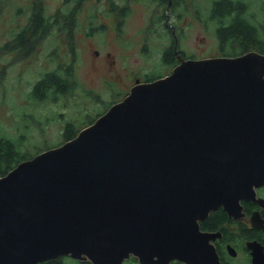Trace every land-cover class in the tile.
<instances>
[{
    "label": "water",
    "instance_id": "95a60500",
    "mask_svg": "<svg viewBox=\"0 0 264 264\" xmlns=\"http://www.w3.org/2000/svg\"><path fill=\"white\" fill-rule=\"evenodd\" d=\"M261 185L264 52L182 58L0 175V264L193 261L209 247L200 220L221 206L234 215Z\"/></svg>",
    "mask_w": 264,
    "mask_h": 264
},
{
    "label": "rangeland",
    "instance_id": "374dc122",
    "mask_svg": "<svg viewBox=\"0 0 264 264\" xmlns=\"http://www.w3.org/2000/svg\"><path fill=\"white\" fill-rule=\"evenodd\" d=\"M50 1L52 4L58 2ZM246 1L248 3L246 13L250 20L256 26L258 23L264 24V0ZM111 2V0L81 2L82 9L77 13L76 22L55 23L50 38L43 42L41 38L33 55L40 70L45 63L50 67H56L63 61L58 55L63 54L64 62L70 63L71 71H75L78 84L100 90L105 96L103 100L82 93L79 86L76 88V94L71 97H50L45 101L15 93L7 99L10 103L9 108L5 107L4 97L0 96V138L4 136L22 142L21 150L33 154L60 145L66 142V136H63L65 121H70L66 130L73 133L90 124L93 118L104 113L114 101L123 99L124 97L115 92L124 89L126 92L138 74L145 77L148 73L152 75L153 72L160 74L172 70L178 59L177 55L171 61L165 60L164 65H161L165 59V51L172 44L170 45V36L163 29L166 19L157 20L159 7L139 5L135 0H131L132 7H127L122 0H117L115 4ZM202 2L204 6L207 5L206 0ZM181 7L182 14L176 19L183 26L184 32L179 49L183 44L188 52L184 53L188 55L194 53L195 58L230 54L232 50L230 47H226V52L218 49L219 38L215 32L209 31L210 36L204 38L208 27L206 26L205 30L202 25L203 11L200 8L196 12L197 20L193 23L190 20L192 6L187 5V0H184ZM25 11H28V8ZM21 13L23 9L17 0H0L2 77L6 75L7 67L11 70L17 61L23 65L27 64L25 52L15 48L13 37L17 26L25 27L28 23L9 22L3 25L2 22L8 15L18 16ZM67 27L65 37L59 28ZM5 41H8L6 46ZM109 52L111 54H108ZM178 53L180 54V50ZM36 75L37 72L30 78L33 79ZM105 78L114 79L115 87L104 85ZM16 124L21 126L20 131L15 130Z\"/></svg>",
    "mask_w": 264,
    "mask_h": 264
},
{
    "label": "flooded vegetation",
    "instance_id": "af4514ba",
    "mask_svg": "<svg viewBox=\"0 0 264 264\" xmlns=\"http://www.w3.org/2000/svg\"><path fill=\"white\" fill-rule=\"evenodd\" d=\"M85 1L86 0H58L56 4H52L50 0H17L18 4L23 9V13L18 16L8 15L3 18V25L9 22L18 23L24 21L28 23L25 27H20V30L16 31L13 37L15 48L20 52H25L27 64L23 65L21 62L17 61L11 70H8L7 67L4 77L0 75V96L4 97V105L6 108H9L10 104L7 102V99H10L9 97H12L15 93H20L23 97H35L34 94L36 90H44L42 92L43 97H71L76 94V88L78 86L80 91L88 94L89 97L103 100L105 96L100 90L78 84L76 73L75 71H71L70 63L64 62L63 54L58 55V58L63 61L59 62L56 67H50L45 63L40 70H38L37 62L33 58L36 48L39 46L36 33L40 30L41 38L43 39L41 42H43L50 38L55 23H75L77 20V13L82 9V4L80 3ZM111 1L113 4L117 3V0ZM122 1L127 7H132L131 0ZM135 1H137L139 5H154L159 7L157 20L166 19V24L165 27L163 26V29L165 33L170 36V45L172 44V46L165 51V59L161 62L162 66L165 60L171 61L176 55L179 61L177 59L173 68L182 58L195 57L194 53L190 54L193 56L187 54L188 52L183 47V44L180 46V49L178 48L184 36V32L183 26L180 25L176 19L182 14L181 6L184 4V0ZM218 1L219 0H206L207 5L204 6L202 0H187V5L192 6V19L190 20L193 23L197 20L196 12L198 8H200L203 11L201 17L202 25L205 30L206 26L208 27L204 38L210 36L209 31H213L219 38L218 49L220 51L226 52V47H230L232 49L230 53H244L245 50L239 46L240 44L235 46V43L241 40L240 35L244 33V29L241 30L242 27L238 28V26L245 27V23H247L245 18L246 7H242L239 3L236 4L238 6L234 4L236 2L247 1L225 0V2L222 3ZM27 8L28 11H25ZM224 13H226L227 16ZM33 21H38L40 24L35 26L34 40L29 41L26 37ZM245 28H247V26ZM67 29L68 27L59 28V31L64 33V36L67 37ZM222 37H226L229 40L222 41ZM51 43L53 44V41H51ZM7 44L8 41H5L4 46ZM179 50L181 55L178 53ZM184 51L187 53H184ZM190 53H192V51ZM108 54L111 53L109 52ZM156 69H158V66ZM172 70L160 74L153 72L152 75L154 76L150 75V73L145 75V77L138 76V74L126 92L124 89L121 91L117 90L115 93L121 95V97H125L134 84L157 79L171 73ZM36 72L37 75L33 79L30 78V76L35 75ZM49 73H53L55 76L45 80L48 87L45 89L38 88V81L46 77ZM70 75H74V77H69ZM103 84L113 88L115 87V80L112 78H105L103 79ZM60 114L64 115V113ZM69 122L70 121L64 122L65 132ZM20 129L21 126L16 124L15 130L20 131ZM64 135L63 132V136ZM69 139L65 140L67 141ZM256 198L264 200V185L256 188ZM257 199L242 200L241 211L237 216H235V214H229V212L221 206L216 210H212L204 220H200V230L205 236L209 237V247L207 253L198 255L193 261L192 259L179 257L162 261L158 260L157 256H155L153 260L146 261L142 259L143 257L141 258L139 254L131 252L120 264H264V204L260 203ZM199 257L201 259H199ZM37 264L102 263L96 262L92 257L86 254L73 255L71 253H63L55 257L41 260Z\"/></svg>",
    "mask_w": 264,
    "mask_h": 264
},
{
    "label": "trees",
    "instance_id": "16d2710c",
    "mask_svg": "<svg viewBox=\"0 0 264 264\" xmlns=\"http://www.w3.org/2000/svg\"><path fill=\"white\" fill-rule=\"evenodd\" d=\"M218 2L222 3V2H225V0H219ZM238 3L241 4L242 7H244V8L246 7L245 10L247 9V7H248L247 2H244V1L236 2L234 5H236ZM236 6H238V5H236ZM224 14L226 15V13H224ZM245 18L247 21V23H245V27L247 26V28H245L244 26H238V28L242 27L241 30L244 29V33L240 35L241 40L236 42L235 46L240 44L239 46L243 50H245V52L248 50H256V51L264 52V24L258 23L256 26L254 24V22L250 21L249 15L247 13H246ZM38 24H40V23H38V21L37 22L33 21L31 23V27L29 28L28 34L26 37V38H28L29 41L34 40L35 26ZM259 26H260L261 30L258 29ZM255 29H256V32H255ZM16 30L18 31V30H20V28L17 26ZM26 31H25V33H26ZM36 35H37V41H39L41 38L40 30L36 33ZM23 37H24V35H23ZM227 40H229V39L226 37H222V41H227ZM240 53H243V52H240ZM224 54L227 55V53H224ZM236 54H238V53H230L229 55H236ZM52 76H55V75L53 73L47 74L46 77H44L43 79L38 81L37 87L41 88V89H45L46 87H48V84L45 83V80L52 77ZM69 77H74V75H70ZM43 91L44 90H36V93L34 94L35 97H33V98H36V100L37 99H39V100L41 99L44 101L48 100L50 97H43L42 96ZM114 102H116V101H114ZM93 119L91 120V122H93ZM79 129L76 131L72 130L73 133H69L68 130H66V132H65L66 139L74 137L78 133ZM22 146H23L22 142H18L16 140L9 139L6 137L0 138V175L6 174L19 161L26 159V158H30L34 155L33 153H30L29 151H22L21 150Z\"/></svg>",
    "mask_w": 264,
    "mask_h": 264
},
{
    "label": "bare ground",
    "instance_id": "6f19581e",
    "mask_svg": "<svg viewBox=\"0 0 264 264\" xmlns=\"http://www.w3.org/2000/svg\"><path fill=\"white\" fill-rule=\"evenodd\" d=\"M154 119L156 120V118H154ZM154 122L156 123V122H158V121H154ZM105 194H106V192H105ZM116 195H117V194H116ZM107 198H108L110 201H114V200H115V197H114L113 194H108V195H107ZM105 199H106V198H105ZM251 199H252V198H251ZM242 200H244V199H242ZM242 200H241V201H242ZM116 201H118V200H116ZM111 203H112V202H111ZM114 203H116V202H114ZM118 203H119V202H118ZM241 207H242V206H241ZM241 207H240V208H241ZM240 211H241V209H240V210H237L236 213H233L232 211H231V212L237 216V215L240 214Z\"/></svg>",
    "mask_w": 264,
    "mask_h": 264
}]
</instances>
